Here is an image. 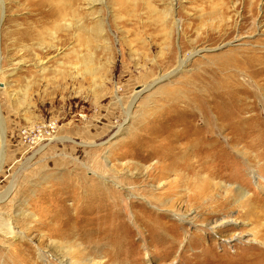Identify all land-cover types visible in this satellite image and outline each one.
<instances>
[{"label":"rangeland","instance_id":"rangeland-1","mask_svg":"<svg viewBox=\"0 0 264 264\" xmlns=\"http://www.w3.org/2000/svg\"><path fill=\"white\" fill-rule=\"evenodd\" d=\"M61 1L0 0V264H264V0Z\"/></svg>","mask_w":264,"mask_h":264},{"label":"bare ground","instance_id":"bare-ground-1","mask_svg":"<svg viewBox=\"0 0 264 264\" xmlns=\"http://www.w3.org/2000/svg\"><path fill=\"white\" fill-rule=\"evenodd\" d=\"M58 1V0H57ZM61 1V0H60ZM52 2V1H51ZM51 2H49V3H51ZM55 2V1H54ZM73 2V1H72ZM89 2V1H88ZM56 3V2H55ZM89 3H91V2H89ZM73 4V3H72ZM72 4H71V2L69 3L68 1H66V0H62L61 2H59V3H57L55 6H53L52 4H48V5H50V6H48V8L46 9V10H44V4L43 5H41L40 3H37L36 5L34 4V6H35V8H33V14L31 15L32 17H34L35 16V13H37V16L38 15H42L43 17H46L47 19H49V21H50V19H52V20H55V19H58L59 20V18H61L62 19V17H64V16H66L68 13H69V10H72ZM235 8V5H233V9ZM252 8V7H251ZM251 12H252V10H251ZM254 14V13H253ZM53 24H54V22H53ZM49 26V25H48ZM58 27V26H57ZM44 28H46V26L44 27ZM49 29V28H48ZM43 29H41V31H42ZM64 30V29H63ZM33 31V30H32ZM231 31V30H230ZM38 32V31H37ZM33 33V32H32ZM33 34H35V33H33ZM37 34V33H36ZM231 34H232V32H230V33H228L227 34V36L228 37H230L231 36ZM40 35V34H39ZM28 37V36H27ZM32 37V36H31ZM185 64V61H181L180 62V64H179V66H180V68L183 66ZM200 189V188H199ZM204 193V192H203ZM196 195V194H195ZM93 198V197H92ZM97 211H99V210H97ZM3 230H4V233L6 234V235H12L13 234V232H12V228H11V226L10 225H5L4 227H3ZM240 238H242V237H240ZM249 241L250 242H253V243H255V242H258L257 241V238H256V236L254 237V238H251V240L249 239ZM264 241V240H263ZM261 243V242H260Z\"/></svg>","mask_w":264,"mask_h":264}]
</instances>
